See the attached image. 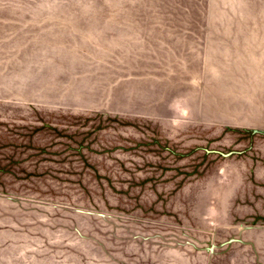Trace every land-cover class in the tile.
<instances>
[{
  "label": "rangeland",
  "instance_id": "rangeland-1",
  "mask_svg": "<svg viewBox=\"0 0 264 264\" xmlns=\"http://www.w3.org/2000/svg\"><path fill=\"white\" fill-rule=\"evenodd\" d=\"M0 264H264V0H0Z\"/></svg>",
  "mask_w": 264,
  "mask_h": 264
}]
</instances>
